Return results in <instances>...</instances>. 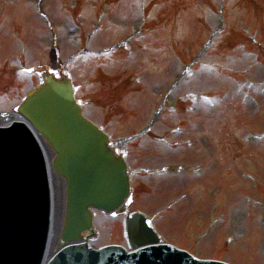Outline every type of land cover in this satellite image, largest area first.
I'll return each instance as SVG.
<instances>
[{"label": "rangeland", "instance_id": "rangeland-1", "mask_svg": "<svg viewBox=\"0 0 264 264\" xmlns=\"http://www.w3.org/2000/svg\"><path fill=\"white\" fill-rule=\"evenodd\" d=\"M75 1L42 2L43 9L59 29L57 45L61 61L89 43L104 47L140 27V0H77L76 11L66 7ZM146 1L149 13L146 29L137 42V49L128 54L126 68L115 65L119 56L124 55L119 53L104 68L96 69L92 62H87L77 63L72 69L74 80L81 85L79 96L85 101L87 114L105 126L114 139L140 131L151 122L170 84L180 74L178 67L192 60L203 48L210 31L222 25L219 16L221 0ZM224 2L223 33L203 56L215 69L213 74L199 72L196 80L183 82L179 91L170 95L167 101L172 103L178 97V116H172L170 112L173 111L166 109L156 121V133L155 129L153 133L165 134L180 148L172 149L151 136L129 145V162L131 168L138 172L134 177L136 201L133 208H141L151 214H159L165 208V216L159 217V214L155 220L164 240L199 256L222 258L237 264H264V225L261 224L263 213L260 210L264 208V168L260 167L264 166V146L257 147L249 133L263 129L260 122L264 123V117L256 116L261 109L264 110V93H255L249 104L241 94L236 96L233 93L238 81L260 83L264 80V0ZM20 3L22 1L14 0V3L0 8L5 21L0 27V112L10 111L19 102L20 95L34 84L14 75L19 64L20 42L24 40L26 65L46 62L49 54L54 55L57 63L52 47L53 34L46 21L42 23L40 16L30 13ZM103 9L104 30L95 36L90 35L96 22L101 20L99 15ZM73 18H78L77 23L81 27L73 24ZM19 23L25 25L23 40L19 37L22 26ZM245 27L250 28L249 41L253 43L250 46L244 44L248 41L243 35ZM73 31L81 34L72 38ZM256 49L263 55V64L252 57V51ZM131 65L134 68L137 65L140 71H132ZM134 76H140L142 83H136ZM91 78H96V82L90 81ZM187 92L198 96L206 94L210 99L208 104H211V99L220 103L214 109L204 106L205 101H198L199 104H194L195 109H190L188 102L180 100ZM178 122L187 128L183 134L166 132ZM188 139L195 141L194 147H184ZM164 165H170V171L183 165L179 170L183 173L171 171L157 175L138 170L139 166L157 169ZM198 165L204 169V176L190 175L195 170L193 167ZM248 170L260 179L249 177L245 174ZM56 185L55 234L62 219L64 196L59 179ZM245 193L246 196L241 195ZM215 197L214 203H218L220 208L217 214L227 215L230 219L227 223L235 224V235L227 224L219 222L213 235L198 242V233L207 228V213ZM247 197L255 201H248ZM240 201L244 206L247 202L252 204L253 208L242 206ZM258 211L262 216L257 224L246 220L247 216L252 218V214L257 216ZM96 225L99 237L92 242L95 246L124 242L122 217L98 215ZM228 236L233 237L232 242L224 245Z\"/></svg>", "mask_w": 264, "mask_h": 264}, {"label": "water", "instance_id": "water-1", "mask_svg": "<svg viewBox=\"0 0 264 264\" xmlns=\"http://www.w3.org/2000/svg\"><path fill=\"white\" fill-rule=\"evenodd\" d=\"M20 112L42 133L57 156L54 169L68 183V218L63 240L80 238L92 228L89 206L118 209L129 194L125 161L108 137L82 115L71 81L46 74ZM45 156L23 123L0 129V264H40L50 225V186ZM133 247L158 242L145 219L127 220ZM82 260H81V258ZM62 264H222L199 261L171 246H155L127 255L119 247L88 251L70 246L57 257Z\"/></svg>", "mask_w": 264, "mask_h": 264}, {"label": "bare ground", "instance_id": "bare-ground-1", "mask_svg": "<svg viewBox=\"0 0 264 264\" xmlns=\"http://www.w3.org/2000/svg\"><path fill=\"white\" fill-rule=\"evenodd\" d=\"M8 116L9 115H6V116H1L0 117V124H7L9 123L8 122ZM14 118H17V115L14 114ZM41 145L44 149V152H45V155L48 159V162H49V168H50V177H51V182H52V189H53V218H52V232L54 231L55 227H56V224H55V215H56V207H57V204H56V200H57V196H55V192L57 191V185H56V180L59 179L61 182H62V187L64 189V181L61 177H58L51 169L50 165H51V161H52V156H53V153H52V150L51 148L49 147V145L44 141V140H41ZM61 224H62V220L59 224V226L61 227Z\"/></svg>", "mask_w": 264, "mask_h": 264}]
</instances>
